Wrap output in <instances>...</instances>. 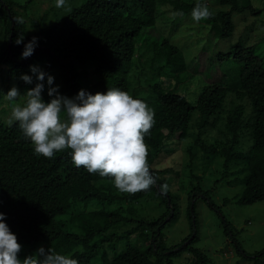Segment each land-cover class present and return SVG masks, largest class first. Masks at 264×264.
I'll use <instances>...</instances> for the list:
<instances>
[{
	"label": "trees",
	"instance_id": "1",
	"mask_svg": "<svg viewBox=\"0 0 264 264\" xmlns=\"http://www.w3.org/2000/svg\"><path fill=\"white\" fill-rule=\"evenodd\" d=\"M33 1L0 0V92L16 86L25 93L32 84L21 74L31 75L29 65L47 64L58 71L61 93L69 97L81 88L93 94L120 88L144 100L155 113L145 143L157 179L146 190L121 192L113 177L77 167L70 148L51 158L35 153L18 123L3 121L11 103L0 100V212L22 245L19 258L43 246L71 253L79 264H174L184 254L190 258L183 264H211L195 247L197 201L213 207L195 163L222 160L224 177L241 184L239 205L264 201V36L249 45L241 38L229 42L236 15L256 17L264 10L251 0H218L226 10L202 19L199 36L176 45L156 29L157 7L165 0H84L49 26L45 16L35 21L27 13L18 15ZM171 3L181 16L196 5ZM22 32L25 42L39 37V46L25 59H20L23 44L14 43ZM219 41L228 48L218 49ZM201 51L210 64H218L222 82L189 68ZM147 55L151 74L139 82L138 94L131 80L133 60ZM180 165L185 182L179 180ZM148 203L157 216L145 215ZM182 205L194 233L168 247L163 231L175 223ZM221 226L230 236L229 222L223 219ZM237 252L252 264H264V246L250 256Z\"/></svg>",
	"mask_w": 264,
	"mask_h": 264
},
{
	"label": "clouds",
	"instance_id": "2",
	"mask_svg": "<svg viewBox=\"0 0 264 264\" xmlns=\"http://www.w3.org/2000/svg\"><path fill=\"white\" fill-rule=\"evenodd\" d=\"M65 3L66 0H56L58 8ZM211 15L205 0H197L191 11L193 20L199 22ZM14 43L23 44L20 59H25L39 46V37L32 36L25 42L22 32ZM29 69L31 75L21 74L20 79L32 84V88L21 95L12 86L6 94L0 92V100L14 104L8 123H18L33 143L35 153L51 158L55 152L70 148L77 167L113 177L121 192L135 193L156 183L145 143V135L155 123V113L144 100L133 98L120 88L95 94L81 88L69 97L54 84L55 77L38 64L29 65ZM46 84L48 101L42 96ZM21 96L25 98L23 104L15 103ZM21 248L17 235L6 222V213L0 212V264H79L71 253L61 254L43 246L20 259Z\"/></svg>",
	"mask_w": 264,
	"mask_h": 264
},
{
	"label": "rangeland",
	"instance_id": "3",
	"mask_svg": "<svg viewBox=\"0 0 264 264\" xmlns=\"http://www.w3.org/2000/svg\"><path fill=\"white\" fill-rule=\"evenodd\" d=\"M14 1L20 5L26 2V0ZM83 1L84 0H66L65 5L58 8L56 6V0H35L31 4V8L28 12L17 10V13L20 17L26 16L25 13H27L31 17L36 18L35 21L45 16V26H49L56 20L63 18L74 6L80 5ZM171 1L176 0H165L158 5L155 17L156 29L162 36L169 38L174 44L183 45L190 42L196 35L199 36L196 29L201 21H194L191 14L184 16L177 15ZM177 1L187 4L197 3V0ZM205 2L208 4L212 14H215L219 10H226V8H220L218 0H205ZM251 3L255 8L264 10V0H251ZM263 14L264 12L262 15L256 17L249 15L247 12L239 16L236 15L233 21L235 24V32L229 42H236L241 38L249 45L254 43L257 37L259 39L262 38L264 36ZM217 47L220 50L228 48V46L221 41L217 43ZM147 57H149V55L143 56L140 59L137 56L133 60L131 80L133 90L138 94L142 93L139 82L146 81V76L151 74L150 63ZM40 67L55 77L54 84L60 86V91L61 81L58 71L55 68L49 67L47 64H42ZM189 68L193 71L196 68V72H204L211 75L213 78L212 81L217 80L222 82L224 80L218 64L215 63V66L210 64L208 62V55L205 52H199L195 59L189 64ZM35 83H37V81L34 77L33 86H35ZM47 87L46 84L43 94L47 93ZM19 92L21 95L24 94L22 90H19ZM24 99L25 98L21 96L15 103L23 104ZM13 106L14 104L11 103L4 113L3 121L6 124H9L8 121L11 117V108ZM247 136H251L252 138V129L247 131ZM181 166L182 165H180V168ZM194 168H197L196 175L202 177L205 189L210 191L208 195L213 205V207H210L203 199L197 201L198 203L196 204L195 211L199 216L200 224L198 228L199 241L195 244V247L208 256L211 264H252L248 259L245 257L243 258L237 252V249L240 250V253L244 251L249 256L262 250L264 246V201L253 205H239L237 200L240 197L241 184L230 181L233 179L231 176L227 178L224 177L226 171L220 159L216 160L211 165H208L206 161L203 162L198 160L193 169ZM186 171H188L187 168ZM185 178L188 180L187 172L183 173L182 167L179 180L182 179V182H185ZM228 181L230 182L229 185ZM175 183L178 184L179 181ZM184 210L185 208L182 205L175 223L168 225L163 231L162 241H165L168 247L179 244L193 232L186 220ZM143 212L146 213L145 215L148 217H155L160 213L156 208H153L150 203H148ZM223 219L229 222L231 226L230 236L224 234V229L221 226ZM237 245L239 248H236ZM33 252L35 251H31L28 255H31ZM23 254L24 253L20 251L19 255L21 256ZM189 258L190 256L188 254H184L181 258L174 259V264H183Z\"/></svg>",
	"mask_w": 264,
	"mask_h": 264
}]
</instances>
